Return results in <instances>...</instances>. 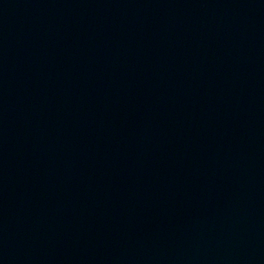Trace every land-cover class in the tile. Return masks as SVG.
<instances>
[{
  "label": "water",
  "instance_id": "95a60500",
  "mask_svg": "<svg viewBox=\"0 0 264 264\" xmlns=\"http://www.w3.org/2000/svg\"><path fill=\"white\" fill-rule=\"evenodd\" d=\"M0 264H264V0H0Z\"/></svg>",
  "mask_w": 264,
  "mask_h": 264
}]
</instances>
